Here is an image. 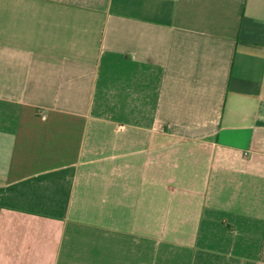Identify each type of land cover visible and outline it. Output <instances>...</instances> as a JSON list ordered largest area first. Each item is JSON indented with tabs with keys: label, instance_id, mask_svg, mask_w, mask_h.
Returning a JSON list of instances; mask_svg holds the SVG:
<instances>
[{
	"label": "crops",
	"instance_id": "1",
	"mask_svg": "<svg viewBox=\"0 0 264 264\" xmlns=\"http://www.w3.org/2000/svg\"><path fill=\"white\" fill-rule=\"evenodd\" d=\"M0 264H264V0H0Z\"/></svg>",
	"mask_w": 264,
	"mask_h": 264
}]
</instances>
